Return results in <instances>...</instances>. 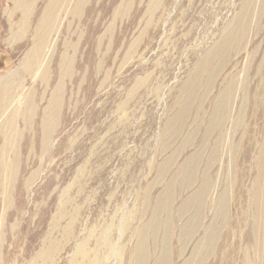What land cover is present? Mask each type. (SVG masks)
<instances>
[{
    "label": "rangeland",
    "instance_id": "obj_1",
    "mask_svg": "<svg viewBox=\"0 0 264 264\" xmlns=\"http://www.w3.org/2000/svg\"><path fill=\"white\" fill-rule=\"evenodd\" d=\"M77 1L24 74L50 0L20 38L22 13L0 0V81L16 75L0 124L28 109L14 121L0 264H156L164 251L171 264H264V0ZM198 194L202 225L220 213L224 226L204 248L202 227L181 233Z\"/></svg>",
    "mask_w": 264,
    "mask_h": 264
},
{
    "label": "bare ground",
    "instance_id": "obj_2",
    "mask_svg": "<svg viewBox=\"0 0 264 264\" xmlns=\"http://www.w3.org/2000/svg\"><path fill=\"white\" fill-rule=\"evenodd\" d=\"M14 1V7L13 11L17 10L22 13V18L20 21H18V32L10 30V35L14 36L15 38H20L23 36V33L26 31V27L28 25L25 24L27 22V19L29 17V14L31 10L35 7L39 0H13ZM67 0H50L49 4L45 7L44 12L38 22V25L36 27V30L34 32V42L33 47L31 51L26 56V59H24L22 63V72L24 74L30 73V74H36L39 72L44 64L45 61V47L48 46L49 38L52 35V32H54L55 25L57 23L58 19V13L61 10L64 9V6H66ZM83 1V0H82ZM80 5V0L77 1V7ZM15 12V11H14ZM12 26V25H11ZM240 26V25H239ZM238 26V27H239ZM14 27V26H13ZM12 28V27H11ZM28 28V27H27ZM243 29V28H242ZM20 31V32H19ZM13 39V38H12ZM218 54V53H217ZM47 69V68H46ZM62 72L65 70H69V65L62 67ZM47 73V70L44 71L41 75V79H45V75ZM15 76L13 75L11 77H8L4 80L0 81V119L4 115L5 111L7 110V107L11 104L14 98V80ZM24 77V76H23ZM56 96V94H55ZM59 104V98L56 96L54 100L50 104V115L47 117V121L44 123L43 127V134L44 138L47 139L52 134L53 128L56 124V109ZM31 101L28 99L26 108L31 107ZM226 110V108H225ZM25 111H28V109L20 110L19 108L16 109L14 112L10 113L8 117L3 120V122L0 124V136L3 137V143L0 148V191L4 194V197L2 199V207H3V213L0 218V228L3 222L4 213L12 206L11 204V196L9 194L10 188L14 185L12 182V177L17 171V161L15 158L17 157L18 150L17 148V133L18 129L14 126V121L16 120L17 116ZM226 112H228L226 110ZM223 113L224 110H223ZM29 114V113H27ZM26 114V115H27ZM25 115V116H26ZM227 115V114H226ZM24 116V117H25ZM1 121V120H0ZM29 117L27 116L25 118V123L28 124ZM184 185V183H183ZM228 197L226 198L225 202V210H227V204H228ZM224 202V199L219 201L218 209L222 206ZM169 203V202H168ZM167 201H164L165 207L167 204ZM206 201L205 199H200V195H196L190 199H188L184 204L182 205V211L183 213L190 212L191 208L194 205H198L199 209L197 212H195L191 218H189L188 221L184 223V225L181 227V233H190L192 231L197 232L200 227L204 229V236L200 242V248H204L205 245H214L215 240L217 238V234L221 231V229L224 227L223 225H219L220 223L223 224V218H221V221L219 220L220 213L218 215H214L212 217V220H210L206 226H203L204 219L206 218L204 214L202 215L203 206H205ZM163 201L160 202V204L155 208L154 212V222L156 223V217L160 210L162 209ZM227 212V211H226ZM227 218V216H226ZM208 221V220H207ZM166 232V230H165ZM143 237V236H140ZM166 237V235L164 236ZM163 237V238H164ZM144 238V237H143ZM140 248L144 249V240L140 238ZM164 244H167V241H163ZM168 250V249H167ZM165 255L164 258H160L156 264H171V259L167 251H164ZM167 255V256H166ZM248 260V258L246 257ZM186 264V263H184ZM190 264H198L196 259L191 260ZM248 264V263H247Z\"/></svg>",
    "mask_w": 264,
    "mask_h": 264
}]
</instances>
